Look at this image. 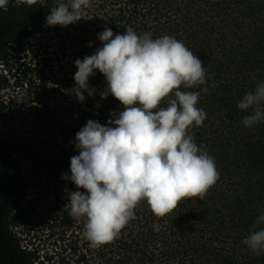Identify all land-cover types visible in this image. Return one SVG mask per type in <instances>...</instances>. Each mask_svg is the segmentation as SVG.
Masks as SVG:
<instances>
[{
    "label": "trees",
    "instance_id": "16d2710c",
    "mask_svg": "<svg viewBox=\"0 0 264 264\" xmlns=\"http://www.w3.org/2000/svg\"><path fill=\"white\" fill-rule=\"evenodd\" d=\"M52 6L9 0L0 9V264H264V253L243 243L264 215V123L244 127L247 113L237 107L264 82V0H90L67 27L46 24ZM128 27L173 36L203 62L208 91L197 107L206 118L188 131L214 157L219 178L203 199H182L163 217L141 201L113 242L94 247L84 220L70 215L69 193L85 190L62 177L79 154L76 133L88 120L107 124L124 106L101 99L99 71L89 79L94 94L78 101L74 62L102 47L105 28ZM42 34L26 51L25 40ZM8 88L21 93L16 111L33 129L11 131Z\"/></svg>",
    "mask_w": 264,
    "mask_h": 264
},
{
    "label": "clouds",
    "instance_id": "9594fccd",
    "mask_svg": "<svg viewBox=\"0 0 264 264\" xmlns=\"http://www.w3.org/2000/svg\"><path fill=\"white\" fill-rule=\"evenodd\" d=\"M26 2L34 5L38 0ZM8 3L0 0V9L7 11ZM39 4L45 7L47 0ZM89 7L90 0H53L46 24H75ZM98 39L102 47L74 62L73 92L80 102L85 93L92 96L89 79L99 71L107 82L101 99L111 95L123 111L104 125L86 122L76 133L79 154L70 158V176L62 177L85 190L69 193L70 215L84 220L83 236L94 247L113 242L135 218L141 201L163 217L182 199H203L219 178L214 157L188 131L206 118L197 107L200 92L208 91L207 69L199 57L173 36L153 39L151 32L137 34L131 27L123 34L105 28ZM237 107L247 113L244 127L264 123V82ZM261 225L264 215L256 218L243 241L254 255L264 253Z\"/></svg>",
    "mask_w": 264,
    "mask_h": 264
},
{
    "label": "rangeland",
    "instance_id": "374dc122",
    "mask_svg": "<svg viewBox=\"0 0 264 264\" xmlns=\"http://www.w3.org/2000/svg\"><path fill=\"white\" fill-rule=\"evenodd\" d=\"M48 34H42V35H35L30 38H27L25 40V47L26 51L29 48L31 44H34L35 42H42L45 39H47ZM30 55V54H29ZM8 81L11 83L12 78H7ZM3 99L8 103L9 108L7 110V115L9 118V124L10 129L13 132V134H20L23 131H29V129H33L32 126L28 123L29 116L27 115L25 119H23L20 115L17 114L16 106L18 104V101L20 100L21 93H19V90H13L12 88H8L7 90H4L2 92ZM29 137V134L26 135Z\"/></svg>",
    "mask_w": 264,
    "mask_h": 264
}]
</instances>
